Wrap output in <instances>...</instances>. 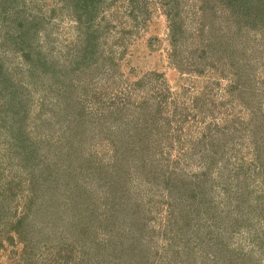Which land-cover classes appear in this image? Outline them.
<instances>
[{
  "label": "rangeland",
  "instance_id": "1",
  "mask_svg": "<svg viewBox=\"0 0 264 264\" xmlns=\"http://www.w3.org/2000/svg\"><path fill=\"white\" fill-rule=\"evenodd\" d=\"M6 1L8 3L0 0L2 73L9 75L22 93L21 97L18 95L24 105L20 108V114L23 117L27 114L23 122L28 139L37 147L38 156L27 162L19 153L18 146L12 144L9 133L10 116L3 118L8 111L3 109L6 98L3 99L0 94V264H264V168L263 172L259 171L257 179L253 180L252 174L257 175L251 173L256 171L255 165H252V170L247 165L252 160L251 145H244L231 161L244 168L239 169V175L234 179L239 191L246 186L253 189V193L247 196L243 189L245 197L241 195L244 202L239 206V211L243 210L244 214L237 215L241 217L237 221L231 215L228 224L226 218H223L221 224H217L206 219L207 216L202 213L200 216L194 213L191 220L194 219L193 222L198 221L199 224L183 229L176 221L177 214L182 209V204L189 199H176L174 191L169 195L168 189L164 188V185L172 183L161 182L160 178H151L146 175L147 172L136 169L131 183L127 182V187L131 188L129 190L133 192L132 197H136L141 205L147 233L137 240L130 238V244L126 242L129 237L121 233V240L114 239L120 232L104 231L102 225L95 220L89 222L92 230L96 227L95 235H91V242L83 244L79 238V228L87 222L82 217L79 220L71 214L67 215L65 211L73 199L68 198L69 202L62 197V202L56 207L58 211H54L56 204H51L49 200L52 194L51 183L39 175V168H42L37 163L40 155L41 159L45 156L44 163L50 162L57 168L54 170L55 175H45L49 180L62 179L63 171L60 169L69 168L79 176L88 166L91 167L86 162L91 158L98 160L100 157L103 163H108L115 156L106 140L100 139L93 142L90 149L84 147L82 158L76 161L72 159V150L67 148L66 143L71 133L66 125L72 119V108H63L59 101L61 99L57 96L58 91L67 97L70 95L65 89L67 84L74 83L73 95L76 100L73 102L79 107L83 104L89 111L115 105L120 98H126V101L131 98L136 103L147 99L152 102L155 98L151 96L166 93L165 89H168V101L162 105L160 112L158 133L165 136V133L177 132V135L163 137L161 142L158 140L155 145L154 141V146L150 145L158 148L163 160L160 171H157L159 174L179 177L190 191H195L200 186L206 187L202 199L191 203L197 208L207 210L211 201L219 199L220 186L213 188L217 171L214 169L207 174L209 181H205V177H197V173L201 171L200 140L209 139L208 131L213 129L215 121L210 113L202 119L201 101L205 95L206 113V109L211 107H230L229 95L225 91L227 76L220 79L217 73L219 71L215 70L225 66V62L229 60L221 59V62L216 63V58L212 55L209 56L210 59H200V51L196 48L200 39L195 35V29L199 28L198 24L202 20L206 22L199 8L200 2L180 0L181 14L184 17L186 15L187 26L186 31L179 35V49L182 52L177 55V60L172 58L174 55H169L168 20L161 0H137L134 9L142 12L137 19L128 15V0H105L103 4L100 2L92 12L94 16L91 21L95 25L98 23L100 27L94 29V32H99L101 54H95L97 58L90 63L85 56L80 59L79 50L83 40H78L81 35L79 31L88 23L89 18L75 12L77 9L74 1L70 0L67 5H64L65 0ZM189 10L198 11L194 17L196 19L191 21ZM41 16L45 19L42 21L41 31L36 32V27L29 26L28 32L31 33L25 37L26 40L17 42L20 30L30 25L27 23L28 19L36 20ZM22 21L24 24L20 23ZM228 24L231 25L230 22ZM259 30L256 33L249 32L251 39L247 42L258 53V67L254 72L256 87L264 91V28ZM39 60L40 65L36 64ZM80 60L84 61L81 63ZM210 60L216 63V67L203 74L186 69L177 71L175 68L178 63L191 65L195 62L198 67L203 68V63ZM102 61L115 75H101L99 70H104L101 67ZM44 67L46 70H43ZM150 73H163L164 80L159 91H147L149 81L145 76L149 75L155 81ZM140 79L147 82L141 88L136 85ZM217 79L218 85L215 83ZM133 82L135 88L131 87ZM202 90L206 92L204 95ZM174 98L177 102L176 109L172 104ZM261 98L264 111V93ZM42 143L43 147H40ZM55 163H61L62 167L58 168ZM210 181L212 184L209 185ZM40 189L48 191L42 193ZM97 203L98 207L103 206V201ZM233 205L235 206L234 203L231 206ZM85 208V214H93L90 206ZM50 218L55 220L51 223Z\"/></svg>",
  "mask_w": 264,
  "mask_h": 264
},
{
  "label": "trees",
  "instance_id": "2",
  "mask_svg": "<svg viewBox=\"0 0 264 264\" xmlns=\"http://www.w3.org/2000/svg\"><path fill=\"white\" fill-rule=\"evenodd\" d=\"M4 1L8 3V1ZM72 1H74L76 5L77 11L75 12L79 16L84 14L86 19L87 17L89 18L88 23L80 29L79 33L81 35L78 36V40L80 41V39H82L84 42L81 41L82 46H80L79 50L80 59H83L85 56L86 60L91 63L94 58H97L95 54L98 53V56L101 54L99 52L101 44L98 35L99 32L97 34L94 32V29L97 30V28L100 27L98 23L95 25V23L91 21L94 16L92 12L96 10L100 2L103 4L105 0ZM198 1L200 2L199 8L206 20V22L202 20L201 23L198 24L199 28L195 29V32H197L195 35L200 39L199 44L196 46L200 51V59L206 57L210 59L209 56L212 55L215 56L216 63L221 62V59L229 60L225 62V66L223 65L215 70L219 71L217 73H219L220 79H222L224 75L227 76V89L225 91L229 95L228 102L230 103V107L226 106L224 109H220V107L213 109L214 107H211L210 109H206L208 111L206 113L205 101L207 98L204 95L206 92L204 90L201 92L202 95H204L201 101L202 119L210 113L213 115L215 121L213 123V129H209L208 131V133L210 132V135L208 134L209 139L200 140L202 148L199 157L201 171L197 173V177L200 179L205 177V181H209L206 176L215 169L219 177L217 176V179L213 182V188L214 186L215 188L220 186L221 195L218 197L219 199L209 203L207 210H202L191 205V203L194 200L198 201L202 199V196L206 193V187L200 186L195 191H190L188 189L189 187L187 188L186 186L187 184H184V181L179 179V177L174 178L165 173L159 174L158 171H160V166L163 165V160L161 159L162 157H160L161 154L158 148L156 146L152 147L154 146L152 142L155 141L156 145V142L158 143V140L161 142L163 137L170 138L171 136L176 137L177 135V132L175 133L176 135L174 133H165V136H163V133H158V127H160L159 121H161L160 112L163 109L162 105L166 104L168 101V89L164 88L166 93L162 92L158 95L151 96L155 98V101L152 102L147 99L136 103L132 102L131 98L127 99V101L126 98H120V101L115 105H106L98 108L96 111H89L83 104L79 107L73 102L76 100L73 95L75 87L74 83H69V85L67 84V86H65V89L70 92V95L67 97L64 93L58 91L57 96L61 99L58 100L62 103L63 108L67 110L72 108V119L68 122V126L66 125L67 130L71 132L66 143L67 148L72 150V159L76 161V159L82 158V154L85 153L84 147L90 149L91 144L100 139L103 141L106 140L113 154H115L114 159L109 160L108 163H103L100 157L98 160L91 158L89 161H86L89 162L88 165H91V167L88 166L89 168L87 167V170H84L85 172L79 176L72 173L69 168L60 169V171H63L62 179L53 178V180H49L45 175H47V173L55 175L54 170L57 168H55L53 164H50V162L44 163L43 159L45 156L42 159L40 158L41 155L39 156L37 163H40L42 166V168H39V175L44 176V179L48 183H51L50 191L52 194L49 196V200L51 204H56L55 208L53 207L56 210H52L58 211L56 207L62 202V197H65L67 200L68 198L73 199V202L69 204L70 206L66 204L68 206V208L65 209L67 215L71 214L79 220L82 217V220L87 222L80 226L81 229L79 228V238L83 244H86V241L91 242V235H95L94 232L96 231V227L92 230L89 223L94 222V220L102 225V230L104 231L116 232L117 230V233L120 232L117 234V238L114 239L121 240V233L129 237L126 241L129 244L131 242L130 238L137 240L147 233L141 205L137 202L136 197H132L133 192L131 193L129 190L131 188L127 187L128 184L131 183L136 169H140V172H147L146 175L151 178H160L161 182L172 183L171 185L173 186L164 185V188L168 189L169 195H171V193L173 194L174 191V193L177 194L175 197L176 199L182 197L189 199L190 203L187 201V203L182 204L183 207L177 214L176 221L183 229H189L191 225L194 224L195 227L199 224L198 221L193 222L194 219L191 220V215H194V213L197 216H200L202 213L207 216L206 219L216 222L217 224H221L223 218H226V223L228 224L231 215H234L233 217H235L234 219L237 221L238 218H241L238 216L244 214L243 210L239 211V206L244 202L241 196L243 195V189L247 196L253 193V189H248L246 186H243V189L239 191L238 184H235L234 179L238 177L239 169L241 168L244 170V168L239 164H233L231 159L232 157H236L239 151L241 152L244 145H251L253 150L251 151L252 160L247 163V165L251 170L252 168L254 169V167L256 168L255 172L251 171V173L257 174H252L253 180L257 179L260 172H263L264 111L261 103V100H263L261 95L264 91L258 90L256 87L257 79H255L256 76L254 72L258 67L256 63L258 53H256V48L251 47L250 43L247 41L251 39L248 36L249 32L256 33L260 31L259 29L264 28V0ZM135 2H137V0L127 1V6H129L127 12L132 18L137 19L142 12H137L136 9H134L136 7L134 5ZM69 3L70 0H65L64 5ZM161 3L168 20L169 32L167 36L170 37L169 55L171 57L174 55L172 58L177 60V55L182 52L179 49L178 41L181 37L179 35L186 31V15L184 17L183 14H181L182 10L179 6L180 0H161ZM191 11L189 10L188 12L190 16L192 15V21L198 11ZM44 20L42 16L36 20L28 19L27 23L29 22L30 25L26 24L28 26L20 30L17 36V42L26 40L25 37L31 33V31L28 32L29 26L33 25V27L37 29L36 32H40V27L43 26L41 24ZM227 22H230L231 25ZM20 23L24 24V21ZM21 24H19V26H21ZM102 30L107 32L104 29ZM14 37L15 36H13V38ZM103 58H105V56ZM83 61L84 60H80L81 63ZM111 61H113L112 58ZM179 61L181 62V60ZM207 62L209 63L206 64ZM207 62L203 63V68L198 67L197 62L191 65L178 63L175 68L177 71L178 69L179 71L186 69L189 72L203 74L211 70L212 67H216V63H214L213 60ZM39 63L40 60L37 61L36 64ZM101 67L104 69L99 70L100 73L102 72V76L105 73L112 76L115 75L104 61H102ZM43 70H46V67H44ZM2 72L3 66L0 63V94L3 96V99L6 98V103H3V109L8 110L7 113L3 115V118L4 116H10V140L12 144L18 146L19 153L29 162L31 159L38 156V153L37 147L32 144L34 142L28 139L25 122H23L26 120L27 114L25 117L20 114V108H23L24 105L18 95L20 94L21 97L22 93L18 90V85L14 80H12L9 75H4ZM150 74L155 77V81L151 79V76H145L149 81L148 86H146L147 91L150 89L159 91L162 87L161 82L164 80L163 73ZM215 83L218 85L219 79L215 80ZM133 84L134 82L131 84V87L135 88ZM146 84V81L140 79L139 83L136 85H140L141 88V86H145ZM4 95L6 96L4 97ZM176 103V99L174 98L172 101L174 109L177 107ZM238 108L241 112L240 110L238 111ZM167 122H169L168 119ZM43 143L49 144L46 142ZM43 143L40 144V147H43ZM56 147L59 150V146L56 145ZM88 155H92V153H88ZM55 164L57 165V163ZM252 165L255 166L253 167ZM57 167L61 168L62 164L59 163ZM127 182L129 183L127 184ZM210 184H212V181L209 182V185ZM246 184L248 186V183ZM130 186L132 187L131 184ZM40 190L42 193L48 191L44 189ZM97 201H103V206L98 207ZM233 203L235 206H231ZM88 206H90V210L93 212L91 215L85 214V207L88 208ZM78 219H75V221ZM52 220L55 219L50 218V222ZM238 225H240V222Z\"/></svg>",
  "mask_w": 264,
  "mask_h": 264
}]
</instances>
